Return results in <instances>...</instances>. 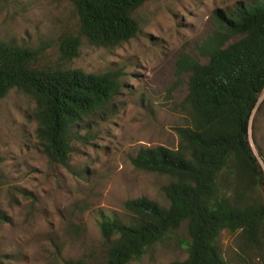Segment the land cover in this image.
I'll use <instances>...</instances> for the list:
<instances>
[{
  "label": "trees",
  "instance_id": "1",
  "mask_svg": "<svg viewBox=\"0 0 264 264\" xmlns=\"http://www.w3.org/2000/svg\"><path fill=\"white\" fill-rule=\"evenodd\" d=\"M62 1L77 23L76 32L59 42V57L69 63L85 42L112 51L136 39L137 12L152 0ZM210 19L213 31L198 48L207 62L182 53L177 63L178 77L189 76L180 106L187 124L176 130L179 147L143 148L132 159L136 169L172 180L164 188L171 206L140 198L124 204L126 221L105 219L102 264L137 261L184 225L189 256L171 264H229L219 248L224 231L238 237L240 264L264 261V168L249 138L264 93V0L215 9ZM41 56L33 47L0 41V101L14 90L28 97L35 104L43 154L51 164L69 168L74 143L89 139L82 132L112 115L123 73L90 74L43 64Z\"/></svg>",
  "mask_w": 264,
  "mask_h": 264
},
{
  "label": "rangeland",
  "instance_id": "2",
  "mask_svg": "<svg viewBox=\"0 0 264 264\" xmlns=\"http://www.w3.org/2000/svg\"><path fill=\"white\" fill-rule=\"evenodd\" d=\"M251 0H152L138 12L136 39L115 50L84 43L78 58L59 57L62 37L77 23L62 0H0V41L41 52V63L65 65L90 74L123 73V89L112 115L95 122L89 139L74 143L69 168L53 165L36 139L35 104L16 90L0 101V264H64L105 261L100 224L126 221L124 204L146 198L162 208L171 203L167 176L134 167L143 148L177 149V129L184 127L180 106L189 76L179 78L177 63L187 53L206 63L199 46L212 33L211 13ZM255 155L264 168V93L249 128ZM264 196V191H263ZM187 226L129 264H171L188 259ZM238 237L224 231L219 248L229 264H240ZM256 264H264L257 261Z\"/></svg>",
  "mask_w": 264,
  "mask_h": 264
}]
</instances>
